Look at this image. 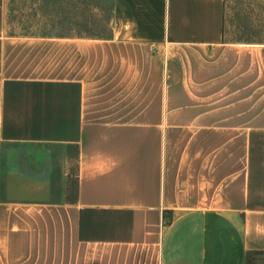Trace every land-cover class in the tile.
<instances>
[{"label":"crops","instance_id":"1","mask_svg":"<svg viewBox=\"0 0 264 264\" xmlns=\"http://www.w3.org/2000/svg\"><path fill=\"white\" fill-rule=\"evenodd\" d=\"M105 1V35L0 36V264H264V41Z\"/></svg>","mask_w":264,"mask_h":264},{"label":"rangeland","instance_id":"2","mask_svg":"<svg viewBox=\"0 0 264 264\" xmlns=\"http://www.w3.org/2000/svg\"><path fill=\"white\" fill-rule=\"evenodd\" d=\"M41 2V3H39ZM68 0H0V36L53 34L55 20L64 31L76 25L78 32L102 36L109 32L110 3L79 2L76 22L71 23ZM57 7V8H56ZM224 39L264 41V0H224Z\"/></svg>","mask_w":264,"mask_h":264}]
</instances>
